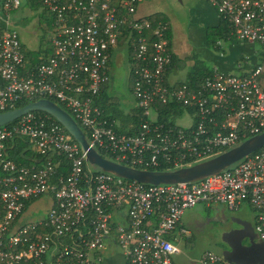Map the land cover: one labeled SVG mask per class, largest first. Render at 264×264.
I'll use <instances>...</instances> for the list:
<instances>
[{"label": "built area", "instance_id": "built-area-1", "mask_svg": "<svg viewBox=\"0 0 264 264\" xmlns=\"http://www.w3.org/2000/svg\"><path fill=\"white\" fill-rule=\"evenodd\" d=\"M41 1L53 17L52 53L33 68L12 25L21 0L0 2V113L21 101L58 102L89 148L142 170L190 166L264 132V0H204L227 23V40L257 44L260 60L241 75L213 68L193 85L166 82L169 29L136 16L141 0ZM126 31L130 91L143 117L131 135L118 133L95 103L109 80L110 50ZM173 105L181 116L172 124L159 120L158 107ZM182 117L185 126L177 123ZM16 139L35 146L40 164L22 166L7 157L6 146ZM54 157L65 159V175ZM46 195L52 200L47 212L23 221L26 202ZM199 203L232 212L248 206L264 241V145L199 181L148 185L92 169L64 127L45 113L31 111L0 127V264H103L101 251L113 231L124 264H174L180 250L170 236ZM66 237L69 244L57 243ZM198 264L234 263L206 252Z\"/></svg>", "mask_w": 264, "mask_h": 264}, {"label": "crops", "instance_id": "crops-1", "mask_svg": "<svg viewBox=\"0 0 264 264\" xmlns=\"http://www.w3.org/2000/svg\"><path fill=\"white\" fill-rule=\"evenodd\" d=\"M146 1H149V0H141L138 3L139 6L136 12V16L138 18H143L149 15H152V14L141 15L140 7ZM26 2L30 5L31 8L33 9L36 8L35 3L33 1L27 0ZM179 2L181 3V8H182L181 15L179 12H173L168 9L163 10V11L154 12V13L163 14L169 24V32H170L169 51L175 57V60L171 61V64L165 73L166 82L169 85H179V84L189 81L190 75L194 71V68L197 65L195 62L191 61V59L195 57V52L200 50V48L196 49L195 47H192V44L197 43V42L200 43L201 41H206V37H205L206 30L209 28L215 29L220 25V20L214 8L211 5H209L207 2H205L204 0H179ZM14 24L15 23L12 21V25ZM177 24H181L180 29L183 30L182 35H178L179 32L177 30ZM49 25L51 26V20H50ZM227 38L228 37H226L225 39L224 38L216 39V41H221L222 43L224 42L225 44L228 43V46L226 47V51H224V49L222 50L223 45H221L220 49L211 45L213 49L217 52V54L215 55L216 57L214 58L215 62L213 63L212 67L217 68L218 70L222 72H227V73L238 72L240 75L245 74L248 70L253 68L259 62L260 60L259 46L257 44H246V43L237 44L238 42H235L232 39L227 40ZM19 40L25 52H39L35 50L31 51L21 41L20 37H19ZM255 45H257L258 47L255 48L254 47ZM219 52H222V55H220ZM43 54L44 55L41 57L46 58L47 56H49L50 51L49 53H43ZM129 57H130V54L124 42L117 44V46L111 50L110 60H109V71H108L109 80L107 84L105 85V87L103 88V92L101 94V99H103L104 101H105V98L106 100L111 99L108 97L107 91H108V86L111 80L110 78H111L112 67L114 66V64L116 67H120L124 63L127 64L128 82H129V86L131 85L130 78H129V70H130V65H129L130 58ZM186 59L189 61L186 62ZM199 65H202L201 69H205L204 72L206 73L210 72V70L213 69L212 67L211 69H207L201 63ZM186 66H188L187 68H189L188 70L189 72L179 75L180 73L179 70L183 69ZM233 74H236V73H233ZM171 75L173 76L171 77ZM170 77L173 81L169 80ZM136 110L137 108L135 104V106H133L130 110H128L127 113L125 112L124 114L130 115L131 112L136 111ZM115 124H118V122H115ZM42 204L45 207V210H39ZM51 205H52V200L50 196L46 195V196L39 198L38 200L34 201L27 207L22 220L23 221L31 220V219H36V218L43 216L47 212V210L51 207ZM216 206H222V205H210L207 207L210 208V207H216ZM244 208L250 209L248 206H243L240 209H244ZM239 210L235 212H238ZM40 212L41 214H39ZM229 212H232V211H229ZM230 222L233 224H236L237 226H242L243 224H247V223L254 224V215H253L252 222L246 219H242L238 215L229 216L223 219L220 224L221 228L223 229V234H222L223 242H224V238L226 234L229 232L228 230L233 228L230 225ZM183 229L184 228L182 227L181 223H179L176 229L174 230L173 234H171L170 236V240L179 248V250H180L179 244L182 243L183 236L186 235V234L185 235L182 234L181 230ZM116 248L118 249V247L115 245V232L113 231L110 238L107 239L106 241L105 248L101 251V255L103 257V264H124L122 254L118 253ZM180 253L181 251L179 252V254ZM179 254H177L173 258L177 257ZM188 264H194V262H189Z\"/></svg>", "mask_w": 264, "mask_h": 264}, {"label": "rangeland", "instance_id": "rangeland-1", "mask_svg": "<svg viewBox=\"0 0 264 264\" xmlns=\"http://www.w3.org/2000/svg\"><path fill=\"white\" fill-rule=\"evenodd\" d=\"M26 1L27 0H21L19 10L11 14V19L15 23L14 28L17 30L21 41L28 49L31 51H39L42 54L49 53V51L51 52L52 50L51 38L53 35L52 28L49 25V17L43 13L41 8H31ZM167 9L173 12H179L180 15L182 14L181 3L179 0H149L141 5L140 12L141 15H145ZM180 27L181 24H177L178 35H182L183 32ZM212 32L213 29H207L205 36L206 41L192 44V47H195L196 49L200 48V50L195 52V57L191 59V61L196 64L201 63L207 69H211L215 62V55L217 54L208 40V38L213 35ZM214 41H216L215 38ZM237 44H240V42ZM222 45V50L224 49V51H226L228 43L225 44L223 42ZM254 47L256 48L258 46L255 45ZM188 61L189 60L186 59V62ZM187 67L188 66L179 70V75L189 72V68ZM218 71L222 72L220 70ZM233 73L240 75L238 72ZM172 76L173 75H171V77ZM171 77L169 80L173 81ZM110 79L107 95L111 98V102L116 104L120 113H127L128 110L135 106V101L131 94L128 82L127 64L124 63L120 67H116L114 64ZM177 123L181 126H185L188 121L186 117H182ZM28 146L30 150L35 152L36 149L34 145L28 142ZM91 168L95 169V167ZM39 210H45L43 204ZM39 214H41V212ZM233 215H238L242 219L252 222L254 213L247 208L232 213L227 211L223 206L208 208L204 203H199L195 207L186 210L179 222L184 228L182 234L186 235L183 236V241L179 244L181 253L173 258V261H175L174 264H188L189 262L198 264L201 256L206 252H212L220 256L221 252L219 251V246L223 243V229L220 224L223 219ZM230 225L232 227L236 226V224L231 222ZM117 252L121 253V250L118 248Z\"/></svg>", "mask_w": 264, "mask_h": 264}, {"label": "water", "instance_id": "water-1", "mask_svg": "<svg viewBox=\"0 0 264 264\" xmlns=\"http://www.w3.org/2000/svg\"><path fill=\"white\" fill-rule=\"evenodd\" d=\"M31 111L45 113L62 125L72 139L79 145L81 152L84 153L85 161L89 166L95 167L101 172L116 177L148 185L190 183L199 181L205 177L220 173L236 162L253 154L264 145V132H262L261 134L247 138L237 146L226 150L215 157L190 166L166 171L142 170L113 162L102 157L94 149L89 148L84 133L74 119L55 102L47 99L37 100L28 103L24 107L0 113V127L15 121ZM245 237L248 238L251 243V239L247 236ZM252 246L253 245L250 244V247ZM229 253L231 252H224L221 253L220 256L227 262L239 264L237 259L230 258L228 255Z\"/></svg>", "mask_w": 264, "mask_h": 264}, {"label": "trees", "instance_id": "trees-1", "mask_svg": "<svg viewBox=\"0 0 264 264\" xmlns=\"http://www.w3.org/2000/svg\"><path fill=\"white\" fill-rule=\"evenodd\" d=\"M33 1L35 3V7L36 8H42L43 9V13H45L48 17H49V24H50V20H51V27H52V21H53V17L52 15H49L43 8L42 6V1L41 0H30ZM147 20H150L151 24L153 26H155L157 24V22H162L163 24H166L168 26L169 29V24L167 19L164 17L163 14L160 13H154L152 15L143 17ZM213 35H211L208 40L210 45L215 44L214 42V38H226L229 36V28L227 23H225L224 21L220 20V25L213 29ZM129 35L128 32H124L122 37H120L118 44L119 43H125L126 47L128 48L129 54H130V61H129V65L131 67L132 63V52L130 49V44H128V39ZM167 38L169 39V47L168 50L170 48V32L168 30V34H167ZM113 49V48H112ZM111 49V50H112ZM110 50V52H111ZM52 53V50L50 52V54ZM44 54L40 53V52H25V60L28 61V64L30 67H35L36 65L40 64L41 62L45 61L43 56ZM41 57V58H39ZM110 60V59H109ZM175 60V57L171 54V61ZM202 65L197 64L196 67L194 68V71L191 73L190 78H189V83L191 85L197 83L200 81V79H202L203 77H205L208 72H204L205 69H201ZM109 67V64H108ZM109 71V69H108ZM262 85H264V78H262ZM105 87V86H104ZM100 90V93L97 97V100H95L96 105H98L104 112L106 118L108 120H110V122H114V129L122 134H134L135 130H136V126L139 122L142 121L143 117L140 115V113L136 110L130 113V115H126V114H122L120 113V111H118L116 104H114L113 102H110V99L105 98V101L103 99H101V94L103 92V88ZM100 97V98H99ZM62 109H64L58 102H56ZM28 103L26 101H21L20 103H18L16 105V108H21L24 107L25 105H27ZM182 108L176 105L173 106H159L158 107V118L159 120H161L164 123L167 124H172L175 122V120L181 116L182 113ZM38 114H44L42 112H38V111H34ZM17 120V119H16ZM15 120V121H16ZM15 121L7 124V125H11L12 123H14ZM115 122H118V124H115ZM117 125V126H116ZM6 155L9 159L13 160L15 163L22 165V166H31V165H38L40 164V157L33 152L32 150L29 149L28 146V141L22 140V139H16L15 141L7 144L6 146ZM102 157L106 158V159H111V157L106 156L104 154H102ZM54 160L56 162H61V166L58 168V174L61 175H65L67 173V167H66V161L64 158L62 157H54ZM156 170L158 171H166V170H170L169 167L167 166H161L159 168H156ZM35 201V200H34ZM34 201H28L25 204V207L27 208L31 203H33ZM64 243V244H69V238H63L60 239L57 243Z\"/></svg>", "mask_w": 264, "mask_h": 264}, {"label": "flooded vegetation", "instance_id": "flooded-vegetation-1", "mask_svg": "<svg viewBox=\"0 0 264 264\" xmlns=\"http://www.w3.org/2000/svg\"><path fill=\"white\" fill-rule=\"evenodd\" d=\"M228 231L219 246L221 253L231 252L228 255L237 259L239 264H264V241L257 237L252 223L236 225ZM245 236L251 239V243ZM250 244L253 246L250 247Z\"/></svg>", "mask_w": 264, "mask_h": 264}]
</instances>
